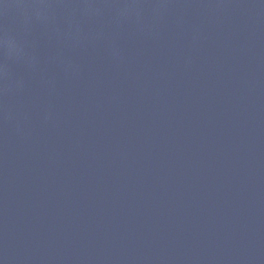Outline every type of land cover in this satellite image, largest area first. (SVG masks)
I'll list each match as a JSON object with an SVG mask.
<instances>
[{
    "label": "water",
    "instance_id": "water-1",
    "mask_svg": "<svg viewBox=\"0 0 264 264\" xmlns=\"http://www.w3.org/2000/svg\"><path fill=\"white\" fill-rule=\"evenodd\" d=\"M0 264H264V0H0Z\"/></svg>",
    "mask_w": 264,
    "mask_h": 264
}]
</instances>
